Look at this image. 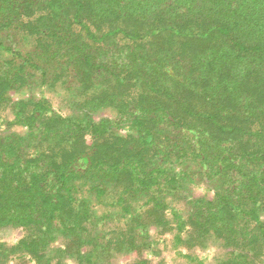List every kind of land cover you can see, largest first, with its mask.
Listing matches in <instances>:
<instances>
[{"label":"trees","instance_id":"16d2710c","mask_svg":"<svg viewBox=\"0 0 264 264\" xmlns=\"http://www.w3.org/2000/svg\"><path fill=\"white\" fill-rule=\"evenodd\" d=\"M86 22L110 27L107 42L75 32ZM21 30L36 36L34 49L24 48ZM118 31L137 39L107 40ZM0 49L16 56L0 53V106L12 104L11 124L26 128L0 135V232L26 231L12 245L0 237V264H95L140 248L148 244L142 217L164 219L176 196L191 205L190 237L231 248L219 264H250L264 248V0H0ZM59 66L83 82L114 83L117 92L98 102L119 116H63L45 97L27 112L29 102L10 96L27 84L28 67L47 76ZM132 84L143 90L128 94ZM125 127L136 134L108 142ZM181 162L195 168L177 169ZM197 179L212 184L213 198L191 194ZM82 183L89 195L78 197ZM112 186L124 218L140 226L135 234L93 231L112 216L98 217L90 196ZM138 198L146 201L136 208Z\"/></svg>","mask_w":264,"mask_h":264},{"label":"rangeland","instance_id":"374dc122","mask_svg":"<svg viewBox=\"0 0 264 264\" xmlns=\"http://www.w3.org/2000/svg\"><path fill=\"white\" fill-rule=\"evenodd\" d=\"M118 27H121L120 25ZM110 27L102 26L95 27L90 23L78 26L74 25L76 33L90 44L101 45L103 37L110 31ZM31 30H21L19 32L24 43V48L32 50L38 44L37 38L33 33H29ZM196 31V30H195ZM114 33V32H113ZM18 34V33H17ZM18 38V36H17ZM116 39L119 42H131L136 41L135 37H126L124 33L118 31L112 34L107 40L113 41ZM1 56L5 59L14 58L10 51L0 49ZM37 66H41V62L34 63ZM25 76L28 79L27 84H20L17 89L10 91V96L14 100H25L29 102L26 105L25 111H30L33 99H39L41 97L47 98L53 109L60 115H87L99 120L103 116L118 117L117 113L110 105L104 102H98V99L104 92H117L114 89V83H102L97 79L92 78L91 81H84L79 78V75H75L72 69L64 68L57 70V73L50 72L47 76L43 74V71L38 68L28 67L24 70ZM124 91L126 89H119ZM143 90L139 85H130L127 88V93L130 95H137ZM91 103L88 104L87 101ZM12 104H3L0 106V135L16 132L19 134H25L26 128L20 124H11L15 120V114ZM252 125V124H251ZM254 128L256 125H252ZM136 134V131L131 127H125L119 131L112 130L107 137L108 142L117 141V137H128ZM88 143H92L94 137L89 133H84ZM125 142V141H124ZM42 146H35L32 149H39ZM254 149L257 148L253 146ZM35 151V150H33ZM153 151L147 150L148 154ZM177 169L193 170L195 165L189 162H181L177 165ZM88 186L82 183L79 186L78 197L88 196ZM189 189L194 197L205 196L213 198L214 188L212 184H209L203 179H197L189 184ZM120 192V187L112 186L109 188L107 194L101 198L90 196L92 204L96 205V211L98 217L104 215H111V219L102 226L93 227V231L103 230L105 233L115 235L116 232L121 230L125 231V235L135 234L140 229V226L135 224V220L131 221L130 218H124L120 206H118L117 199ZM145 199L138 198L134 202L136 208L142 207ZM191 205L188 199L184 197H170L168 198V205L165 209V218L157 219L150 218L147 220L142 217L144 226L148 231L146 235L147 245H141L140 248H118L114 250L110 255H105L103 260L98 261L95 264H136L142 259L148 261L147 264H219V261L225 257L230 251V247H226L224 243L214 236H206V238L196 239L189 236L188 221L191 216ZM264 214V210L261 211ZM142 222V224H143ZM26 231L23 228L6 227L0 232V237L8 245L17 243L24 235ZM59 239L54 245L59 246L62 242ZM256 253V254H255ZM253 253V261L250 264H264V248H261ZM61 257V256H59ZM28 259V258H27ZM20 260L13 258L6 264H18ZM27 264H35L33 261H28ZM54 264H79L74 259H56Z\"/></svg>","mask_w":264,"mask_h":264}]
</instances>
